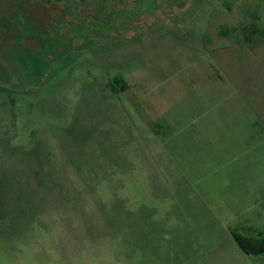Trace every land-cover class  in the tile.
<instances>
[{
  "label": "rangeland",
  "instance_id": "1",
  "mask_svg": "<svg viewBox=\"0 0 264 264\" xmlns=\"http://www.w3.org/2000/svg\"><path fill=\"white\" fill-rule=\"evenodd\" d=\"M233 229L264 231V0H0V264H264Z\"/></svg>",
  "mask_w": 264,
  "mask_h": 264
},
{
  "label": "trees",
  "instance_id": "2",
  "mask_svg": "<svg viewBox=\"0 0 264 264\" xmlns=\"http://www.w3.org/2000/svg\"><path fill=\"white\" fill-rule=\"evenodd\" d=\"M246 31L252 30L257 33L260 31L257 27H244ZM229 29L224 27L222 33L225 35L229 34ZM248 40H250V35L247 34ZM118 79V78H117ZM233 235L240 245V247L247 253L250 254H261L264 253V231H253L249 234L240 232L238 229H233Z\"/></svg>",
  "mask_w": 264,
  "mask_h": 264
}]
</instances>
